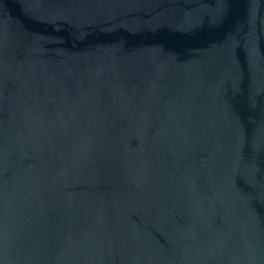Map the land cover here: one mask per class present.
Wrapping results in <instances>:
<instances>
[{
    "label": "water",
    "instance_id": "obj_1",
    "mask_svg": "<svg viewBox=\"0 0 264 264\" xmlns=\"http://www.w3.org/2000/svg\"><path fill=\"white\" fill-rule=\"evenodd\" d=\"M0 264H264V0H0Z\"/></svg>",
    "mask_w": 264,
    "mask_h": 264
}]
</instances>
